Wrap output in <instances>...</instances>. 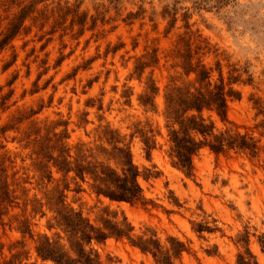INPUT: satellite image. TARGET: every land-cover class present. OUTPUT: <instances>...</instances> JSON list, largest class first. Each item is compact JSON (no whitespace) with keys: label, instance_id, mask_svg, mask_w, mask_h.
Returning <instances> with one entry per match:
<instances>
[{"label":"rangeland","instance_id":"rangeland-1","mask_svg":"<svg viewBox=\"0 0 264 264\" xmlns=\"http://www.w3.org/2000/svg\"><path fill=\"white\" fill-rule=\"evenodd\" d=\"M28 1L0 0V34L19 2ZM57 1L39 2L37 8H46L45 24L26 19L24 29L0 50V164L14 197L0 223V262L22 239L14 215L26 218L35 235L55 231L46 227L51 213L45 208V215L33 213L32 205L61 174L52 169V182L38 180L23 133L32 121H57L65 123L56 130L66 128L70 146L98 144L103 127L117 129L141 173H151L139 176L143 200L134 204L97 196L87 181L71 180L70 173L66 202L91 221L107 207L118 219L126 216L134 235L149 227L166 247L168 236L178 238L186 250L173 258L175 264H237L238 254L264 264L258 243L264 234V0H206L198 8V0H60L84 15L81 29L70 24L69 15L58 24L65 10H52ZM166 8L177 10L168 30ZM185 12L195 59L212 67L218 61L225 79L230 70H247L243 81L232 86L239 97L228 100V122L212 111L204 110L203 116L214 121L216 130L246 133L258 145L253 156L237 150L216 154L203 147L189 174L171 163L163 115L165 85L171 78H184L174 49L187 31ZM153 54L156 61L138 78L136 60L148 61ZM248 74L251 80L244 81ZM216 75L214 71L212 78ZM148 77L158 87L153 108L138 99ZM20 111L26 118L16 122ZM31 111L36 113L29 116ZM144 137L151 146L149 155ZM197 224L211 231L198 232ZM25 242L27 254L15 264H51L36 257L31 239L25 237ZM93 246L102 264H157L124 238Z\"/></svg>","mask_w":264,"mask_h":264},{"label":"trees","instance_id":"trees-1","mask_svg":"<svg viewBox=\"0 0 264 264\" xmlns=\"http://www.w3.org/2000/svg\"><path fill=\"white\" fill-rule=\"evenodd\" d=\"M24 1V0H22ZM43 0H29L27 3L19 2L16 13L10 18L4 31L0 34V50H2L21 30L24 22L30 19L33 23L45 24L48 19L46 8H37L36 5ZM67 4V2H65ZM195 7L205 5L206 0L194 1ZM203 3V4H202ZM55 13L65 10L60 15L58 24H62L69 15L70 24H79L80 29L84 23V15H78L76 10L67 5H61L57 1ZM177 10L172 12L164 9L163 16L170 17V29L176 21ZM78 17H81L78 19ZM184 26L187 28L185 35L180 38L174 51L179 59L182 69L181 81L171 78L165 85L163 100V115L166 121L168 141L170 143L169 157L173 166L189 174L192 170V159L203 147H208L212 152L225 153L228 150L244 151L251 156L258 151L257 140L246 133H239L231 128L216 130L214 121L203 116V111L214 112L222 122L227 121L228 100L238 98L239 91L232 86L242 80V74L247 70H230L226 79L223 77L221 65L218 61L215 66H207L200 58H194L188 24V13L182 14ZM188 33V34H187ZM148 61L142 57L136 60L134 72L141 77L145 67L156 61L153 54ZM195 59V61H194ZM217 75L212 78V73ZM192 77L190 78V76ZM180 78V77H179ZM248 77L244 81H250ZM158 93V87L154 80L148 77L139 102L143 106L154 107V97ZM36 111H31L32 115ZM14 117L16 122L26 118L23 112ZM65 124V123H63ZM61 122H51L39 125L32 121L24 131L27 144L30 145L31 165L38 174V180L52 182V169L61 174L59 181L43 192L41 199H34L32 212H40L45 215V208L51 213L47 219L46 227L54 229L52 236L46 233L33 234L28 220L14 215L17 222L16 229L22 236L13 247H10L11 255L0 264H15L27 254L25 237L34 242L36 257L42 262L51 264H102L100 256L94 244L102 243L108 238L126 239L131 246L137 247L143 253H149L157 264H175L173 258L180 256L186 250L183 241L174 236H168L169 246H163L156 232L147 227L141 234L134 235V226L122 215L116 217V212L107 207L100 209L95 222L85 216L80 209L74 208L66 202V190L69 188L67 181L71 173V180L88 182L90 188L97 196H103L110 201L126 202L134 204L143 200V189L138 181L139 176H144L138 166L133 162L129 144L125 142L117 129L108 125L100 131L101 142L95 145L77 142L70 146L66 139V128L57 131ZM7 127L4 126L3 130ZM148 151L151 146L148 139H143ZM12 191L7 182L6 169L0 164V223L2 217L8 212V205L13 202ZM196 231H211L207 225L197 224ZM258 243L264 250V234L258 237ZM14 249V250H12ZM245 252L254 258L248 249ZM237 264H258L255 260L238 254Z\"/></svg>","mask_w":264,"mask_h":264}]
</instances>
